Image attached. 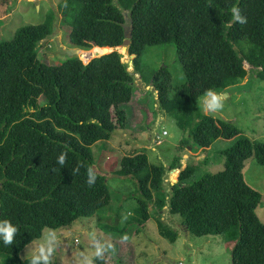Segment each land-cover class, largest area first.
Returning <instances> with one entry per match:
<instances>
[{"label": "trees", "instance_id": "obj_1", "mask_svg": "<svg viewBox=\"0 0 264 264\" xmlns=\"http://www.w3.org/2000/svg\"><path fill=\"white\" fill-rule=\"evenodd\" d=\"M233 6L246 24L233 23ZM62 7L70 42L79 47L120 46L132 22L128 51L136 55L135 69L130 72L132 62H123L117 50L97 54L104 48L88 60L39 58L41 42L54 32L53 11L43 23L24 25L12 39L0 41V220L18 228L12 245L0 241V253L9 255L10 264H27L20 252L46 227L70 226L111 202L92 146L109 140L117 128L130 127L123 105L134 97L135 74L140 73L153 86L149 110L173 115L196 144L191 148H208L221 138L237 140L221 150L222 169L189 181L197 167L188 163L169 187L164 165L150 163L144 152L124 155L118 173L138 183V206L129 222L140 226L154 216L160 234L175 242L177 231L162 219L167 206L182 216L189 232L223 234L234 241L233 264H264V221L257 213L262 194L244 177L249 157L264 166V139L242 135L231 120L198 107L207 89L226 91L252 71L264 81V0H66ZM242 41L249 44L247 51L238 48ZM168 43L175 45L184 83L173 85L168 65L150 76L141 70L146 47ZM61 152H67L63 167L57 164ZM180 160L175 157L170 168H180ZM89 166L97 171L91 187L86 183ZM177 171H171V180H177ZM107 256L92 260L109 264Z\"/></svg>", "mask_w": 264, "mask_h": 264}, {"label": "rangeland", "instance_id": "obj_2", "mask_svg": "<svg viewBox=\"0 0 264 264\" xmlns=\"http://www.w3.org/2000/svg\"><path fill=\"white\" fill-rule=\"evenodd\" d=\"M65 1L0 0V41L12 39L16 31L24 25L43 23L50 16L48 13L53 11L54 32L41 42L39 58L46 55L47 60L56 62L72 56L93 54L98 50L97 48L79 47L70 42L71 26L66 20L62 7ZM5 14L9 15L7 19L2 18ZM237 46L247 51L249 44L242 41ZM141 58V70L146 76L152 75L159 67L168 65L172 71L173 85L184 83L182 64L173 43L149 45ZM128 68L134 71L133 62ZM135 76L134 97L123 105L131 117L130 127L117 128L109 140H100L92 146L95 163L100 169L98 170L106 176L111 191V202L99 209L94 216L81 218L70 226L44 229V231L53 229L58 234L54 263L85 264L86 257L91 260L94 257V244L99 240L110 242L113 246L111 253L105 255L109 264H233L234 241L225 240L223 234L198 236L189 232L182 223V216L171 214L167 207L161 213L162 219L177 231L178 238L175 242L160 234L154 216L140 226L136 222H129L135 218L132 215L135 214L138 206L134 197L138 193V183L133 177L118 173L120 159L124 155L144 152L148 155L150 163L164 165L165 183L169 187L171 183L178 182L179 175L176 176V181L170 178V173L174 170L170 168V164L175 157H181V167L177 168V174L188 163L195 164L197 170L189 180L192 181L207 171L222 169L224 157L221 150L234 145L237 140V138H221L211 147H190L192 151H189L186 146L196 144L188 131L180 128L177 120L170 113L159 111L157 107L154 111L149 110V106L151 109L154 104L153 95L148 93L153 86L148 85L150 83L142 78L140 73H136ZM223 91L225 90L220 92L227 94L224 109L210 114L231 120L241 129L242 135L263 140L264 81L252 71L245 78L234 80L228 90ZM202 99L203 96L198 103ZM153 112H157L156 115ZM163 131H167V134L164 135ZM150 136L153 137V141L149 139ZM157 136H160V144H156ZM202 149L209 158L208 163L201 161L202 158L198 153ZM190 152L195 155L189 154ZM185 153L189 156L184 157ZM244 177L262 194L257 213L264 221V166L253 156L245 161ZM124 235L128 236L127 240L122 239ZM41 237L29 243L20 252V256L30 255L41 242ZM0 264H10L9 255L0 253Z\"/></svg>", "mask_w": 264, "mask_h": 264}, {"label": "clouds", "instance_id": "obj_3", "mask_svg": "<svg viewBox=\"0 0 264 264\" xmlns=\"http://www.w3.org/2000/svg\"><path fill=\"white\" fill-rule=\"evenodd\" d=\"M230 11L233 17V23H239L241 25L247 23V18L241 15V10L238 6H233ZM224 101V93L217 92L210 88L205 91L203 99L199 102L198 107H200L205 114L216 113L224 109ZM66 159L67 152H61L57 157V164L61 167L65 166ZM79 169V165L72 169L71 171L73 175L79 173ZM86 176V183L88 186H93L97 180L96 169L92 166H89L86 170ZM17 234L18 228L10 220H0V241H2L5 246L12 245ZM122 239L127 240L128 236L124 235ZM57 246V232L53 229H48L47 231L42 232L41 242L38 244V246H36L35 250L32 251L30 255L22 257V259L27 260V264H54L53 258L55 256ZM112 247L113 246L110 242L105 243L97 240L94 244L95 259L103 260L105 258V253L112 250ZM85 264H94V261L86 257Z\"/></svg>", "mask_w": 264, "mask_h": 264}, {"label": "water", "instance_id": "obj_4", "mask_svg": "<svg viewBox=\"0 0 264 264\" xmlns=\"http://www.w3.org/2000/svg\"><path fill=\"white\" fill-rule=\"evenodd\" d=\"M125 16L128 18L127 15H125ZM132 34H133V24H132V22L129 21L128 25L125 27V36L126 37H125L122 45H120V46H108V47H98V46H95V48H104V50L102 52L97 53V54H102L104 52H109V51L117 50V51H119L122 54V61L123 62L129 64V59H128L127 56H129L131 58L130 59L131 62H133V59L135 58L136 55L135 54H129V51H128V48H129V46H130V44L132 42ZM91 55H94V54H91ZM81 57H85L84 60H88L89 59V57H87V56H81ZM130 72L133 73L132 70H130ZM225 95L227 96L226 93H225ZM174 169H176V168H174ZM177 175H179V174H177Z\"/></svg>", "mask_w": 264, "mask_h": 264}, {"label": "crops", "instance_id": "obj_5", "mask_svg": "<svg viewBox=\"0 0 264 264\" xmlns=\"http://www.w3.org/2000/svg\"><path fill=\"white\" fill-rule=\"evenodd\" d=\"M0 12H1V11H0ZM8 17H9V15L6 16V14H5V17H2V18H3V19H7ZM148 85H151V84H148ZM151 87H152V85H151ZM156 96H157V95H156ZM159 116H160V115H159ZM149 139H151V140L153 141V137H152V136H150ZM186 147H187V149H188L189 151H192V150L190 149V147H191L190 145H187ZM210 147H211V146H210ZM153 148L155 149V147H153ZM192 153H193V152H190L189 154L192 155ZM189 154H188V153H185V154H184V157H185V156H189ZM193 154H194V153H193ZM198 154H199V155L201 156V158H202V159H201V158H198V159H201V160H203V159L207 156V154H205V152H204L203 149H202ZM194 155H195V154H194ZM198 157H199V156H198ZM193 158H194V157H193ZM219 165H220V163H218V166H219Z\"/></svg>", "mask_w": 264, "mask_h": 264}, {"label": "built area", "instance_id": "obj_6", "mask_svg": "<svg viewBox=\"0 0 264 264\" xmlns=\"http://www.w3.org/2000/svg\"><path fill=\"white\" fill-rule=\"evenodd\" d=\"M163 134H167V131H163ZM161 143V139H160V136H157V141H156V144H160Z\"/></svg>", "mask_w": 264, "mask_h": 264}, {"label": "bare ground", "instance_id": "obj_7", "mask_svg": "<svg viewBox=\"0 0 264 264\" xmlns=\"http://www.w3.org/2000/svg\"><path fill=\"white\" fill-rule=\"evenodd\" d=\"M131 61H129V63H130Z\"/></svg>", "mask_w": 264, "mask_h": 264}]
</instances>
